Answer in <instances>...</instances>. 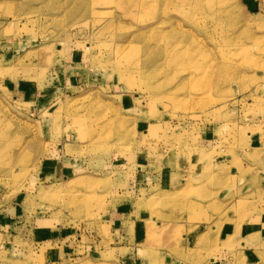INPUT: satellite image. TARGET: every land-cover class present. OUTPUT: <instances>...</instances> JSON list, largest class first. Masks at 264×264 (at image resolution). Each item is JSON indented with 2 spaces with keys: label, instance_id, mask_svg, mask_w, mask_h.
I'll return each instance as SVG.
<instances>
[{
  "label": "rangeland",
  "instance_id": "1",
  "mask_svg": "<svg viewBox=\"0 0 264 264\" xmlns=\"http://www.w3.org/2000/svg\"><path fill=\"white\" fill-rule=\"evenodd\" d=\"M200 1L0 0V264H264V0Z\"/></svg>",
  "mask_w": 264,
  "mask_h": 264
},
{
  "label": "crops",
  "instance_id": "2",
  "mask_svg": "<svg viewBox=\"0 0 264 264\" xmlns=\"http://www.w3.org/2000/svg\"><path fill=\"white\" fill-rule=\"evenodd\" d=\"M252 141H253V142H252ZM252 141H251V143H249V147H248L250 152H251V151H255V149H256V144H255L254 142H256L257 139H252ZM250 147H253V149H251ZM124 211H125V210H124ZM117 212H119V211H117ZM120 212H121V211H120ZM115 214H116V213H115ZM117 214H119V213H117ZM124 216H125V214L123 213V215H119L118 218H120V217L123 218ZM122 218H120V219L123 220ZM120 219H119V220H120ZM119 220H117L116 222H119ZM132 221L134 222L135 220L132 219ZM135 224H136V227H139L140 232L143 233V232H142V228H141V226L138 224V219H137V221H136ZM230 228H231V227L227 228V230L230 229ZM232 231H233V228H232ZM232 231H230V230H229V231H226L227 233H226V232L223 233V231H222V232L220 231V232H221L220 235L223 234L222 236L225 235L224 237L227 238L226 235L229 234V233H231ZM138 232H139V231H138ZM138 232H137L136 230H135V232H134V241H135V243L142 242V241L145 239V236H144L143 239L141 238V239L139 240ZM220 238L222 239V237H220Z\"/></svg>",
  "mask_w": 264,
  "mask_h": 264
},
{
  "label": "bare ground",
  "instance_id": "3",
  "mask_svg": "<svg viewBox=\"0 0 264 264\" xmlns=\"http://www.w3.org/2000/svg\"><path fill=\"white\" fill-rule=\"evenodd\" d=\"M200 3H202L200 0H198V4H200ZM260 247H262V246H260ZM262 250H264V247H262ZM259 253V252H258ZM213 261H215V259L213 258L212 259Z\"/></svg>",
  "mask_w": 264,
  "mask_h": 264
}]
</instances>
